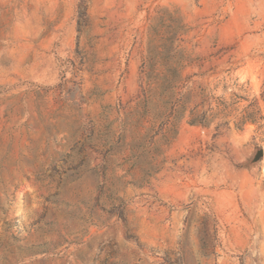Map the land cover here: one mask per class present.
Listing matches in <instances>:
<instances>
[{"label":"rangeland","instance_id":"obj_1","mask_svg":"<svg viewBox=\"0 0 264 264\" xmlns=\"http://www.w3.org/2000/svg\"><path fill=\"white\" fill-rule=\"evenodd\" d=\"M0 264H264V0H0Z\"/></svg>","mask_w":264,"mask_h":264},{"label":"trees","instance_id":"obj_2","mask_svg":"<svg viewBox=\"0 0 264 264\" xmlns=\"http://www.w3.org/2000/svg\"><path fill=\"white\" fill-rule=\"evenodd\" d=\"M165 20L167 23H165ZM156 22L159 23L160 27L164 28V32L166 34V37H164L163 42L160 41V44L156 45L155 47H159L161 50L157 52H154V50L150 49V55L148 58V65L149 67L154 68V57L159 54L161 55L162 59V65L164 66V70L168 71V73L171 72H178V68H180L181 64H179L180 59L176 60L175 62H169L170 58L175 56L179 50L177 45H173V42L177 40V35L182 29V25L179 24L178 19L176 18L174 12H169L166 9L160 10V15L156 17ZM152 32L156 30L155 24L151 27ZM169 40V41H168ZM179 74H175L174 76L168 77L167 74H163L161 77L157 76V73L155 74V77L153 79H156L158 82L159 87H163V89H171L175 86V82L179 79ZM150 84V82H149ZM151 88L148 87V91Z\"/></svg>","mask_w":264,"mask_h":264}]
</instances>
